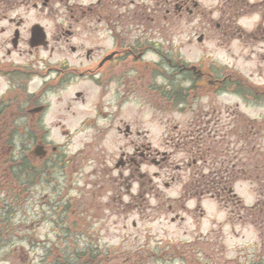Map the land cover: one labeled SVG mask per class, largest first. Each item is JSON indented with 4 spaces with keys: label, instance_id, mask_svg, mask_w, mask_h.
<instances>
[{
    "label": "rangeland",
    "instance_id": "obj_1",
    "mask_svg": "<svg viewBox=\"0 0 264 264\" xmlns=\"http://www.w3.org/2000/svg\"><path fill=\"white\" fill-rule=\"evenodd\" d=\"M202 2L208 8L219 7L221 1ZM33 14L29 15L31 22L35 21ZM213 16L217 19L219 13L214 12ZM181 24V33L173 39L181 47L174 53L170 51L174 58L204 70L209 68L215 79L233 73L236 80L248 78L264 83L258 79L260 73L264 75V66L259 65L253 53L241 51L237 41L224 45L215 39L198 42L193 33L200 35L205 30L195 23ZM35 55L34 65L42 68L65 58L79 62L68 50L52 57L44 50ZM31 58L13 55L6 61L28 64ZM132 74L136 82L139 72ZM42 82L34 79L30 92L43 91ZM186 84L184 87L189 88ZM8 86V78L0 77V97ZM58 91H49L30 106L22 104L23 110L49 107L43 112V128L34 127L39 113L19 121L15 117L19 126L14 129L12 152H6L0 144V154L6 161L12 153L16 164L26 158L31 167L25 172L22 164L13 166L15 173L23 172L19 178L26 175L18 182L10 170L11 162H6L5 168L0 166V195L5 189L9 191L0 197V206L1 200L6 204V208L0 207V216L9 205L22 206L13 212L10 234L0 225V264H55L64 256L73 260L77 253L92 254L98 258L97 264H264V229L261 235L256 226L222 208L210 196L200 203L199 198L173 201L182 195L185 182H191L202 167L200 161L191 166L195 159L200 160L197 148L189 153L192 146L240 147L246 131L251 146L264 148L263 101L254 103L235 93L217 94L208 88L199 101L183 106L186 111L178 112L175 103L166 100L159 112L154 108L156 104L148 105L143 97L134 94L117 112L111 95L106 99L105 111L112 114H98L101 98L94 92L93 84L79 81ZM78 91L86 94L85 101L76 98ZM12 104L16 112L19 106ZM126 126L143 133L138 139L142 144L151 142L152 148L169 156L160 166L149 162L142 167L157 188L151 192V188L141 185L140 190L135 183L131 188L133 199L120 178L121 173L127 176L129 170L117 166L123 151L133 152L131 146H125L129 139L118 130L124 131ZM43 133L48 134L46 142L50 144L47 159L34 154L37 138ZM134 139L137 140L135 133ZM53 147H57L58 154H54ZM235 187L236 195L247 207L257 202L258 193L251 183L239 181ZM261 198L264 200V193Z\"/></svg>",
    "mask_w": 264,
    "mask_h": 264
},
{
    "label": "flooded vegetation",
    "instance_id": "obj_2",
    "mask_svg": "<svg viewBox=\"0 0 264 264\" xmlns=\"http://www.w3.org/2000/svg\"><path fill=\"white\" fill-rule=\"evenodd\" d=\"M202 1L0 0V77H8L9 89L13 84L29 88L37 78L44 81L43 91L35 95L38 100L49 91L53 94L79 81L93 84L94 92L101 98L98 114H112L105 111L109 96L112 95L115 109L120 112L134 94L143 97L148 105L156 104L154 108L160 112L166 100L175 104L181 101L183 76L193 87L194 101L200 100L204 89L226 93L230 79L217 80L209 68L198 67V72L191 64L182 63L181 58H174L172 53L181 45L173 39L181 33L178 31L181 23H195L205 30L200 35L193 33L197 40H222L221 45L237 41L241 51L253 53L259 65L264 66V0H220L219 7L208 8ZM30 12L35 13L31 15L34 22ZM214 12L219 13V18H214ZM213 29L219 35L211 32ZM40 50L49 52L51 57L68 50L79 62L65 58L38 71L34 62ZM13 55L32 58L28 64L6 61ZM133 71L139 72L136 82ZM258 79L263 81L264 75L260 73ZM85 96L82 91L76 92V98L82 101ZM48 109L44 105L41 111L30 114L44 115ZM118 130L129 139L125 146L133 150L123 151L117 163L129 170L127 176L120 175L128 193L133 199L131 188L135 183L140 185V190L141 185H146L153 192L157 187L152 186V179L142 167L149 162L160 166L169 156L152 148L151 142L142 144L138 139L143 133L139 130L134 132L130 126ZM47 133L37 138V144L45 147L48 156ZM57 150V147L52 149L54 153Z\"/></svg>",
    "mask_w": 264,
    "mask_h": 264
},
{
    "label": "trees",
    "instance_id": "obj_3",
    "mask_svg": "<svg viewBox=\"0 0 264 264\" xmlns=\"http://www.w3.org/2000/svg\"><path fill=\"white\" fill-rule=\"evenodd\" d=\"M251 89L245 90L246 93L254 95L255 91H249ZM264 96V94H260ZM12 112V113H11ZM14 105L12 103H5L0 105V144H3L6 152H12L13 144L15 139L16 131L15 126L18 128V124L15 122L16 115ZM10 113L12 115H10ZM14 116V118H13ZM250 129V127H246ZM248 133V132H247ZM203 139V138H199ZM244 145L240 146V151L242 152L241 158L238 157V152L236 146H192L191 149L187 146L189 153L195 148L198 149L200 160L203 166L197 170L198 174L195 176L191 182L184 188V194L182 201L188 198L201 197V195L210 194L214 199L218 201L222 208L230 210L234 215L241 219H245L246 222H250L259 230L260 234L263 235L264 229V200L261 198V194L264 193V148L263 146H251L252 143L249 142L247 138L246 131L243 134ZM10 145L7 146L6 145ZM229 144L231 142L229 141ZM2 147V146H1ZM233 147V148H231ZM193 153V151H192ZM241 154V153H240ZM5 156L0 154V166L5 168L6 162H11V168L21 167L26 172L27 169H31L29 165V160L24 158L23 162L15 163L13 154L11 153L7 159ZM198 161V159H195ZM14 166V167H13ZM2 168V167H0ZM12 175L15 177V181H23L25 176L20 177V173H15L13 170ZM5 169L2 174H4ZM1 174V172H0ZM28 176V175H27ZM238 181H246L252 184L255 191L258 193V200L256 204L252 207H246L241 199H239L233 191V186ZM31 184V183H30ZM32 183L31 185H33ZM14 192L13 189H10ZM24 190V189H23ZM9 191L7 189L3 190L1 193L6 194ZM1 194V195H2ZM0 195V197H1ZM16 197V196H15ZM14 197V198H15ZM3 204L0 207H5L4 200H1ZM21 204L16 208L15 206L9 205L8 210H3V217L0 216V225L4 226V231L10 230L9 224L14 225V215L13 212H18L21 209ZM1 209V208H0ZM15 210V211H14ZM231 220H234L233 215ZM3 222V223H2ZM2 229L0 226V240L2 238ZM53 255L52 252L49 255ZM87 253H77L73 260H70L66 256L63 258H58L55 260V264H97L98 258L94 257L92 254ZM88 256L90 259H88Z\"/></svg>",
    "mask_w": 264,
    "mask_h": 264
},
{
    "label": "water",
    "instance_id": "obj_4",
    "mask_svg": "<svg viewBox=\"0 0 264 264\" xmlns=\"http://www.w3.org/2000/svg\"><path fill=\"white\" fill-rule=\"evenodd\" d=\"M35 153L38 156H43L45 152H43V148L42 147H37L36 150H35Z\"/></svg>",
    "mask_w": 264,
    "mask_h": 264
}]
</instances>
